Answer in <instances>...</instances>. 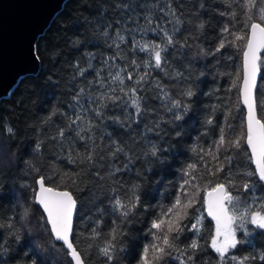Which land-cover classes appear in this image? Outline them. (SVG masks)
I'll return each instance as SVG.
<instances>
[{"label": "snow or ice", "instance_id": "snow-or-ice-1", "mask_svg": "<svg viewBox=\"0 0 264 264\" xmlns=\"http://www.w3.org/2000/svg\"><path fill=\"white\" fill-rule=\"evenodd\" d=\"M108 7L119 18L113 20L102 12L96 26L103 25L100 35L105 38L107 47L113 49V54L101 59L99 67L93 66L96 56L91 52L85 56V65L77 61L73 65L76 70L73 80L77 77H84V80L72 96L71 114L54 109L48 116L51 120L59 113L68 121L66 127L58 128L57 135L51 139L61 148H69L70 163L78 160L81 164L100 168L105 167L101 162L107 161V171L101 179L109 182L111 204L120 219L113 221L115 226L102 242L99 221H96L84 237L86 248L95 247L104 258V264H120L127 226L140 210L147 208L141 203L144 178L154 168L165 166L173 146L181 143L183 122L195 102L197 80L203 75L195 58L215 56L216 53H221L220 58H224L223 49L229 45L239 49L241 44L238 42H243V76L237 73L236 79L240 81V94L246 107V130L231 137L221 127L212 146L192 147L197 161L184 166L183 179L173 201L167 206L161 205L151 219L148 228L151 242L144 246L138 264L264 262V251L243 256L237 254L242 245L255 248V237L264 236V92L259 93L258 100L256 91V77L264 64L261 55L264 53V0H113ZM209 9L224 18L214 51L195 46L206 27ZM237 24L242 25L238 30ZM186 48L196 50L184 51ZM139 53L146 56L138 58ZM117 60L124 61L123 65L117 64ZM89 70L95 73L92 79L86 76ZM235 86L236 82L233 83ZM110 105L121 112L110 115ZM258 108L261 114H258ZM106 120H112L118 129L105 131L98 138L97 131ZM206 123L212 125L213 119L209 117ZM66 131L74 136H66ZM6 132L15 135L11 127H7ZM77 139L84 142L83 153L75 148ZM241 140L247 145L244 155L254 168L243 167V161L233 163L236 157L232 150L239 152ZM40 147L37 143V152ZM137 162L142 163L143 171L137 169V182L125 186L119 174L130 172ZM25 165L34 172L40 171L31 161H25ZM64 177L76 183L69 173H64L61 181ZM46 179L51 177L37 179L38 189H33V202L42 209L41 220L50 239L60 242L61 247L51 244L56 256L45 260L34 255L25 264H38V260L39 264H57L60 254L70 257L71 264H85V256L78 250L79 240L73 238V214L77 202L71 192L46 185ZM117 185L126 188L123 196ZM4 188L5 183L0 180V200L11 195L4 192ZM197 203L206 207L208 216L215 221V231L208 244L216 254L215 259L202 255L205 248L200 237L204 217L202 213H189ZM30 215V207L25 206L18 218L10 216L6 225L0 224V229L5 226L8 229L6 235L0 236V264L15 260L11 255L12 244H19L22 233L30 235L27 223ZM186 220L189 223H185ZM185 231L193 234L185 237L187 242L181 240ZM24 255L28 256V253Z\"/></svg>", "mask_w": 264, "mask_h": 264}, {"label": "trees", "instance_id": "trees-1", "mask_svg": "<svg viewBox=\"0 0 264 264\" xmlns=\"http://www.w3.org/2000/svg\"><path fill=\"white\" fill-rule=\"evenodd\" d=\"M112 3L113 0H68L37 42L36 51L41 64L39 72L36 75L24 77L11 96L0 103V180L5 183L3 191L11 193L5 200H0V224L6 225L10 216L18 218L25 206L31 209V215L27 221L30 235L22 233L23 238L19 244H12L11 255L15 257V260L10 259L9 264H25V261L34 255L45 260L55 256L51 249L54 240L50 239L43 226L42 212L33 202L35 194L33 189H37L36 181L40 176L51 177L46 179V185L59 186V190L72 193L78 204L73 233L74 241L79 240L78 250H82V255L85 256V264H104V258L99 255L95 247L86 248L84 237L90 233L95 222L99 221L98 231L101 233L100 242H102L109 230L115 226L113 221L118 222L120 219L111 204L112 194L109 191V182L101 179L107 171V161L101 162L105 167L100 168L90 167L87 163L81 164L78 160L70 163L69 148H61L57 141L51 139L57 135L58 128L66 127L68 121L59 113L51 120H48V116L54 109L71 114L69 105L73 103L72 96L84 80V77L73 80L76 72L73 65L77 61L82 66L85 65V56L91 52L96 56V59L92 61L93 66L99 67L101 59L113 54V49L107 47L105 38L100 35L103 25L100 28L96 26V21L102 12H106L107 16L113 20L119 18L116 12L108 7ZM222 22L224 18L220 17L215 10L209 9L206 27L195 41V46L214 51L220 39ZM240 27H242L241 24L236 25L237 30ZM189 40L191 43V38ZM238 43L241 44L239 49L229 45L222 50L225 54L224 58H220L221 53L195 58L196 66L203 75L197 80L195 102L183 122L181 143L173 146L165 166L154 168L144 178L141 203L147 205V208L140 210V214L132 224L127 226L128 235L125 237L124 251L119 257L120 264H138L144 246L151 242V235L148 232L151 219L159 212L161 205L167 206L173 201L183 179L184 166L189 162L197 161L195 153L191 151L192 147L212 146L219 137L221 127H224L225 132L231 137L246 130L245 109L239 98L240 81L236 79L237 73H240L242 77L243 42ZM195 50V48H186L184 51L194 52ZM261 55L264 57V53ZM145 56V53L138 54V58L141 59ZM116 63L123 65L124 61L117 60ZM129 71L132 69L130 68ZM154 75L157 74L154 73ZM86 76L92 79L95 73L89 70ZM234 82L237 85L235 87H233ZM126 83L131 84V81ZM172 90L175 92L174 88ZM260 92H264V64L260 66L258 100ZM150 103L158 102L150 101ZM110 109V115L121 112L119 108H112L111 105ZM257 112L261 114L259 108ZM226 114L227 120H225ZM209 117L213 119L212 125L206 123ZM7 127L13 128L14 136L7 134ZM113 129H118V125L112 120H106L97 131V137L99 138L105 131L112 132ZM65 135L74 136L68 131ZM104 139L106 140L107 137L105 136ZM37 143L41 145L39 152L35 149ZM83 143L78 139L75 141V148L81 153L85 150ZM241 144L239 152L232 150L233 156L236 157L233 163L243 161V167L254 168L255 165L244 155L247 146L243 140ZM6 149L11 155L9 157L11 161L7 159ZM72 155L75 157V152ZM13 159L14 163H12ZM25 161L35 164L40 169L39 173L27 168ZM137 169L143 171L141 162H137V166L130 172L120 173L121 183L125 186L136 183ZM97 172L100 173L99 176L96 175ZM64 173H69L75 178L76 183L73 184L72 179L68 177H64L61 181L60 177ZM117 188L119 194L123 196L126 188H120L118 185ZM203 195L204 193L201 192L200 196L203 197ZM197 209L199 212L196 211ZM189 213L190 215L203 214L200 239L205 251L202 255L215 259L216 254L208 247L210 236L215 231V222L207 217L206 209L200 203L189 209ZM185 223L189 221L186 220ZM7 232L8 229L5 226L0 229V236L6 235ZM192 235L191 232L185 231L181 240L187 242L185 237ZM26 243L27 247H25ZM56 245L61 247L60 244ZM255 245V248L247 244L242 245L237 254L243 256L264 251V236H256ZM25 252L28 256L24 255ZM57 264H71V261L69 257L60 254ZM168 264H175V262L169 261ZM255 264H264V262L257 261Z\"/></svg>", "mask_w": 264, "mask_h": 264}, {"label": "water", "instance_id": "water-1", "mask_svg": "<svg viewBox=\"0 0 264 264\" xmlns=\"http://www.w3.org/2000/svg\"><path fill=\"white\" fill-rule=\"evenodd\" d=\"M67 1L0 0V103L11 96L24 77L39 72L41 64L36 51L37 42ZM256 80L258 89L260 69ZM239 98L246 114L240 89ZM36 205L42 212L40 206ZM77 212L78 204L73 214V233ZM206 215L212 220L207 211Z\"/></svg>", "mask_w": 264, "mask_h": 264}, {"label": "rangeland", "instance_id": "rangeland-1", "mask_svg": "<svg viewBox=\"0 0 264 264\" xmlns=\"http://www.w3.org/2000/svg\"><path fill=\"white\" fill-rule=\"evenodd\" d=\"M5 153L7 154V159L8 160H10L11 161V158H9L11 155L9 154V152L7 151V149L5 150ZM12 163H14V159L12 160ZM55 242H53V244H54ZM55 244H57V243H55ZM53 251V250H52ZM53 253H54V251H53ZM55 254V253H54ZM55 256H56V254H55Z\"/></svg>", "mask_w": 264, "mask_h": 264}]
</instances>
